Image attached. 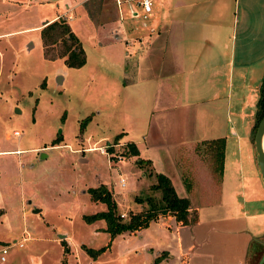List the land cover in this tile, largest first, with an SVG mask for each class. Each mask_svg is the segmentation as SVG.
Here are the masks:
<instances>
[{
	"label": "rangeland",
	"instance_id": "rangeland-1",
	"mask_svg": "<svg viewBox=\"0 0 264 264\" xmlns=\"http://www.w3.org/2000/svg\"><path fill=\"white\" fill-rule=\"evenodd\" d=\"M83 1L0 0V149H20L18 153L0 155V189L12 195L3 196L7 210H0V249L8 248L6 264H33L39 259L42 264H174L175 256L181 255V251L163 247L157 252L155 248L156 255L147 261L148 247L135 255V248L130 249L132 241L114 242L104 229V219L88 222L83 217L105 208L104 203L91 199L89 189L98 186L97 178L111 190L116 210L123 218L147 206L149 195L162 193L151 188L155 177L149 172V162H140V153L126 152L128 143H135L139 150L146 146L144 136L149 129L153 96L151 87L141 86L149 83L137 82L132 86L125 83L132 75L121 70L123 57L119 48H124V52L131 50L123 35L114 32L115 26H120L117 0H102L99 7V0ZM131 1L134 8H139L133 16L129 11ZM245 3L240 1L239 15ZM118 6L127 29L131 24L145 26L150 14L143 12L139 1L120 0ZM56 14L66 17L83 43L86 61L79 67L68 66L62 57L52 59L43 54L41 27L43 21ZM89 14L97 22L108 20L96 25ZM241 25L242 20L239 28ZM140 49L141 58L148 66L147 50L143 46ZM132 58L129 56L128 61ZM148 67L154 70L152 63ZM263 72L258 77L261 81ZM255 95L251 103L254 112L259 85ZM225 104L222 97L194 103L192 114L196 116L192 129L198 131L197 126L202 129L209 112L214 113L209 127L218 124L216 117L226 122ZM254 121L251 118L252 125ZM238 122L236 131L241 133L245 127L248 132L247 119ZM239 142L234 148L228 142L226 159L231 160V149L235 150L242 169L238 171L239 178L254 181L257 158L254 138L247 133ZM211 148L205 142L193 150L191 144L190 152L185 150L184 157L179 156L175 161L176 190L191 196L194 204L220 199L224 192L232 200L236 192L242 191L240 187L232 189L230 181L226 182L229 186L225 184L224 191L220 189L225 180L223 168L221 172L215 169L220 158ZM15 157L22 163L21 173L16 175ZM260 179L257 177V181ZM19 180L23 181V194L19 191ZM263 189L253 183L252 188L244 191L254 193ZM36 203L43 207L42 214L32 212ZM253 204L264 206L263 201ZM138 230L136 236L129 237L136 238L135 241L143 238L144 227ZM83 245L105 248L93 257ZM262 252L264 235H259L251 243L248 264H264ZM228 258L233 264L234 255Z\"/></svg>",
	"mask_w": 264,
	"mask_h": 264
},
{
	"label": "crops",
	"instance_id": "crops-1",
	"mask_svg": "<svg viewBox=\"0 0 264 264\" xmlns=\"http://www.w3.org/2000/svg\"><path fill=\"white\" fill-rule=\"evenodd\" d=\"M86 1L88 0L83 2ZM100 1L102 0L98 1V7ZM119 1L116 4L120 26L116 25L114 32L115 35H123L131 50L124 52V48H119V55L123 57L121 70L126 73L130 71L132 75L129 82L125 83L130 86L137 82L149 83L141 86L143 89L151 87L150 94L153 96L149 129L144 136L146 146L140 147L137 155L140 153L139 158L149 159V167L153 171L167 173L176 189L175 161L179 156L184 157L185 150L190 152L191 144L195 150L196 145L206 142L214 150L216 144L212 141L213 138L224 136L225 151L229 141L234 148L235 145L239 146L242 136L247 133L249 137L252 135L251 118H255V112L251 103L253 97L256 98L254 92L261 81L259 74L264 71V0H245L240 15L237 9L240 8L241 0H153V8L148 12L150 16L144 22L145 26L135 27L131 24L129 29L122 22ZM129 7L132 16L139 9L133 7L132 1ZM57 16L58 14L49 19ZM89 16L96 25L108 20L97 22L90 14ZM49 19L43 21L42 26ZM241 20L242 25L239 28ZM140 46L146 48L147 57L150 58L148 66L152 63L154 70L142 60ZM129 56H134L130 62ZM220 97L226 99L223 110L226 122L216 117L218 124L209 127L214 117V113L209 112L206 113V125L202 129L197 126L198 131L193 130L196 116L192 114L194 103ZM241 119L249 122L248 132L245 127L243 132L240 130L241 133L236 131ZM203 122L204 120L202 124ZM232 134L234 137L231 138ZM19 150L0 149V155L18 153ZM226 152L222 172L225 180L221 182L220 189L224 191L225 184L229 186L226 182L230 181L233 184L232 189L240 187L242 190L236 192V198L228 199L230 197H226L225 192L223 197L210 202L207 199L194 204L191 198V208L197 212L196 221L183 223L171 214H161L144 226L145 236L140 240L135 241L136 238L129 237L139 231L136 229L116 234L113 237L114 242L123 239L132 241L130 249L135 248V255L148 247L147 261L156 255L155 251L158 252L163 247H173L178 253H182L175 256L177 260L174 264H231L228 258L231 255H234L233 264H248L251 243L259 235H264V206L253 204L256 201L264 202V189L263 192L254 193L244 190L252 188L253 183L264 188V181L257 158L253 176L255 179L246 182L239 178L238 171L242 169L235 150L231 149L229 161L226 159ZM14 160L16 175L21 173V160L17 157ZM206 168L211 170L208 166ZM166 169L173 173H168ZM257 177L261 181H257ZM97 180L98 185L104 183L101 178ZM21 182L23 181L19 180L18 187L23 194ZM3 189H0L2 211L7 210L3 196L8 195ZM229 194L232 195L230 192ZM37 208L39 210L34 211ZM42 211L43 207L34 204L32 212L42 214ZM65 234L67 238L70 237L67 233H59V236ZM260 255L264 259V253ZM33 264H42V261L39 259Z\"/></svg>",
	"mask_w": 264,
	"mask_h": 264
},
{
	"label": "trees",
	"instance_id": "trees-1",
	"mask_svg": "<svg viewBox=\"0 0 264 264\" xmlns=\"http://www.w3.org/2000/svg\"><path fill=\"white\" fill-rule=\"evenodd\" d=\"M41 39L45 57L52 59L62 57L68 66L74 67H79L85 63L86 52L83 43L66 18L60 16L45 23L41 27ZM263 115L264 75L259 84V97L256 102L255 121L251 128L252 138H254L256 126ZM212 141L216 144L214 150L220 158L219 163L215 164L214 167L221 172L225 157L223 148L225 138L217 137L213 138ZM126 152L138 154L135 143H128V150ZM143 160L149 162V159L143 157L139 159L140 162ZM149 172L154 174L155 177V181L151 184V188L155 190L160 189L162 191L161 196L149 195L146 201L147 206L143 207L141 210L131 212L128 218H123L116 210V204L111 190L107 185L101 183L98 186L90 187L89 191L91 199L96 202L104 203L105 208L90 214H84V219L88 222L99 218L104 219L106 222V227L104 229L109 232L112 239L118 233L127 230L133 231L148 225L151 220L158 218L161 214H171L183 223H192L196 221L197 212L191 208L190 198L178 193L172 178L164 171H153L151 167H149ZM62 243H64V241H62ZM65 248L64 249L68 251V247L66 246ZM84 248L90 256L96 257L105 246L100 248L84 246ZM160 256V254L157 256L156 261H158Z\"/></svg>",
	"mask_w": 264,
	"mask_h": 264
},
{
	"label": "water",
	"instance_id": "water-1",
	"mask_svg": "<svg viewBox=\"0 0 264 264\" xmlns=\"http://www.w3.org/2000/svg\"><path fill=\"white\" fill-rule=\"evenodd\" d=\"M254 135V146L257 151V162L258 167L261 172L262 179L264 181V115L259 120ZM39 208L34 209V211H38ZM62 235V234H61Z\"/></svg>",
	"mask_w": 264,
	"mask_h": 264
},
{
	"label": "built area",
	"instance_id": "built-area-1",
	"mask_svg": "<svg viewBox=\"0 0 264 264\" xmlns=\"http://www.w3.org/2000/svg\"><path fill=\"white\" fill-rule=\"evenodd\" d=\"M137 1H139L144 12H150L152 10L153 3H154L153 0H137ZM137 13H138V11L136 10L135 14H137ZM101 151H104V149H101ZM120 182L122 185H124V178L123 177H121ZM7 251H8V248L6 246H2V248L0 249V264H6L5 254L7 253Z\"/></svg>",
	"mask_w": 264,
	"mask_h": 264
}]
</instances>
